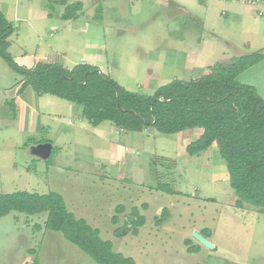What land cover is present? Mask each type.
<instances>
[{"label":"rangeland","instance_id":"rangeland-1","mask_svg":"<svg viewBox=\"0 0 264 264\" xmlns=\"http://www.w3.org/2000/svg\"><path fill=\"white\" fill-rule=\"evenodd\" d=\"M56 1L0 0L15 28L8 53L18 65L65 53L68 69L91 65L128 91L152 95L173 80L207 75L217 63L264 55V0H74L82 8L68 21ZM185 62L196 69L183 71ZM236 80L264 99V59ZM22 82L0 59V194H60L76 218L135 264H264V214L236 207L216 144L186 153L201 129L167 135L110 122L92 127L81 106L50 95L42 98L41 116L30 114L14 103L25 91ZM37 115L40 130L33 128ZM43 144L55 149L49 164L38 154ZM133 209L144 217L138 234L114 237ZM45 220L46 214L16 212L0 218V264H96L61 233L45 230ZM188 246L197 251L187 253Z\"/></svg>","mask_w":264,"mask_h":264},{"label":"trees","instance_id":"trees-1","mask_svg":"<svg viewBox=\"0 0 264 264\" xmlns=\"http://www.w3.org/2000/svg\"><path fill=\"white\" fill-rule=\"evenodd\" d=\"M66 2L54 3L64 6L60 19H77L81 2ZM14 32V26L0 11V59L23 78L21 89L29 87L39 96L50 95L81 106L82 118L92 127L110 122L119 130L154 129L167 135L202 129L199 138L185 147L186 153L195 156L216 144L238 198L236 207L248 205L264 214V99L253 86L236 80L264 59L261 52H252L228 64L217 63L207 75L188 81L173 80L152 95H146L124 89L97 67L87 64L70 69L44 62H37L32 68L20 66L8 53V39ZM54 150L46 161L48 164ZM158 190L176 194L168 186H159ZM116 211L121 213L123 207L118 206ZM12 212L27 216L46 214L44 229L61 233L96 264H135L132 258L115 252L112 242L103 240L98 229L76 218L56 192L0 194V218ZM129 216L133 223L125 220L124 226L115 230L114 237L138 234L144 217L135 209ZM165 220L163 209L155 217V224L159 226ZM112 221L116 223V218ZM196 251L192 246L187 247L189 254ZM33 264H39V260L34 259Z\"/></svg>","mask_w":264,"mask_h":264},{"label":"crops","instance_id":"crops-1","mask_svg":"<svg viewBox=\"0 0 264 264\" xmlns=\"http://www.w3.org/2000/svg\"><path fill=\"white\" fill-rule=\"evenodd\" d=\"M242 2V0H239ZM77 1H74L71 2L70 0V3H76ZM2 8L0 7V10ZM43 11H39V13L41 14ZM49 13L45 10V12L42 13V15H44V18H47L49 15ZM29 58H27V61L26 63L24 64L26 68H32L37 62H40L42 61L41 60V57H40V60H35V61H32L31 59L28 61ZM49 61V62H48ZM48 61H43V62H46V63H58L60 64L61 66L67 68L68 66H66V56H65V53L62 55V56H54L52 55L51 58L48 60ZM186 63V62H185ZM191 69L192 70H195L196 68H192V65H191ZM190 69V66L188 63H186V65L183 67V71H189L191 70ZM25 91H23L20 96H17L18 98L14 100V103L17 104L18 106H22V109L24 111H28L30 114L32 113H40V116H41V106H44V99L43 96H39L37 95L31 88L29 87H26V89L24 88ZM44 100V101H43ZM39 115H37V119H36V123L34 125L33 128H35L36 130H40V126H41V118ZM32 127H28V125L26 124V127L24 128V130L28 131V130H33ZM202 130V129H201ZM203 132V131H202ZM202 134V133H201ZM200 134V135H201ZM189 144V143H188ZM187 144V145H188ZM186 145V146H187ZM219 158V156H218ZM219 161L220 158H219ZM222 162V161H221Z\"/></svg>","mask_w":264,"mask_h":264},{"label":"water","instance_id":"water-1","mask_svg":"<svg viewBox=\"0 0 264 264\" xmlns=\"http://www.w3.org/2000/svg\"><path fill=\"white\" fill-rule=\"evenodd\" d=\"M51 151H52V146L50 144H43L41 147H39L38 149V154L44 158L45 160H48L49 157H50V154H51ZM134 221V219L132 217H127V222L129 224H132ZM194 237L197 241H199L203 246L211 249L213 248V245L207 240L205 239L204 237H202L201 235L199 234H194Z\"/></svg>","mask_w":264,"mask_h":264}]
</instances>
